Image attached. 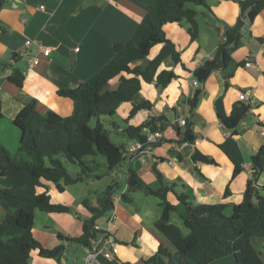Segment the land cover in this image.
Returning <instances> with one entry per match:
<instances>
[{"label":"crops","instance_id":"obj_1","mask_svg":"<svg viewBox=\"0 0 264 264\" xmlns=\"http://www.w3.org/2000/svg\"><path fill=\"white\" fill-rule=\"evenodd\" d=\"M154 1L8 0L0 12V104L3 113L0 118V152L5 153L7 160L14 157L19 147L22 130L15 124V119L26 104L35 99L36 108L42 114L71 115L73 101L59 96L58 91L81 84L108 64L114 57V44L125 43L132 37ZM240 1L243 0H206V5L196 7L198 22L203 18L206 28L203 29L199 22V37L195 41H192L189 26L184 22L167 24L165 32L181 53V62L175 63L169 57L162 63L160 71L170 70L177 77L165 88L157 87L156 82H142L137 102H151V110H141L130 118L133 104L127 102L119 106L117 112L133 126H139L153 116L165 115L171 124L183 117L193 122L196 142L183 144L178 151L168 144L160 145L154 156L145 161L127 153L122 164L126 166L125 176H119L118 169L112 172L115 178L125 179V187L119 195L116 190H121V185L117 181L112 184L113 198L119 199L118 204L97 222L109 228L110 235L119 243V254L113 260L102 261V264H146L159 248L173 250L172 244L155 228V222L163 221L160 200L157 198L153 202L151 197L154 196L128 188L131 170L157 190L160 183L154 171L156 167L169 184H174L176 194L187 195L195 204H225V213L229 216L234 205L243 201L249 181L264 187V155L260 159L261 171L253 162V157L264 147V53L261 50L264 11L253 22L243 17L241 40L238 48L230 52L228 68L214 71L201 82V86H192L194 72L208 57L213 58L218 47L226 41L223 39L226 27L235 26L242 18ZM207 21L214 24L209 25ZM28 40L33 42L29 48L26 47ZM37 44L50 49L49 56H44ZM162 48L163 44L155 45L148 57L134 62L133 66L146 69ZM35 56L39 64L30 68L29 60ZM249 60L256 67H246ZM15 70L24 77L22 88L9 80ZM247 90L252 94L248 102H243L239 95ZM198 92H201L198 105L191 111L188 105L186 107V101ZM219 98L223 99L228 115L235 105L244 103L250 106V112L236 131L227 129L219 119L215 106ZM184 128H179L181 135L177 133L170 139L182 140ZM197 150L214 159L215 163H194L192 157ZM232 159L241 167L238 173H235ZM170 160H177L176 164L170 165ZM43 183L44 187L38 188V193L47 192L52 203L67 206L71 212L37 211L33 235L46 249L59 245L65 249L59 259L43 257L38 250L32 251L29 263L85 264L84 246L70 240L83 235L84 220L91 217L84 201L90 200L97 207L98 197L105 191L96 192L94 181L67 185L63 191L52 182ZM11 186V181L0 177V187ZM227 188L231 193L226 196ZM168 196L171 203L178 204L175 194L169 193ZM177 212L184 223L187 214L182 204L177 206ZM6 213L0 202V224ZM108 221L111 222L108 224ZM255 249L264 260V241L257 240ZM210 264L238 262L234 255H230Z\"/></svg>","mask_w":264,"mask_h":264},{"label":"trees","instance_id":"obj_2","mask_svg":"<svg viewBox=\"0 0 264 264\" xmlns=\"http://www.w3.org/2000/svg\"><path fill=\"white\" fill-rule=\"evenodd\" d=\"M8 0H0V12ZM188 5L204 6L206 0H155L147 15L125 43L113 46L114 57L94 76L81 84L61 89L58 95L70 98L74 103L71 115L62 117L55 112L40 113L36 100L26 104L16 117L15 124L22 130L19 147L11 160L0 152V177L11 181V188L0 187V202L7 213L0 224V264H30L32 251L38 250L43 257L59 259L65 247L59 245L53 249L44 248L33 235L37 211L45 213H68L71 209L51 202L47 192L38 193L44 187V181L57 185L60 191L64 186L73 185L89 179L92 167L85 160L97 153L107 160L108 169L113 172L120 168L127 155L123 145H117L110 139L101 118L114 116L122 103L130 102L133 109L130 118L141 110H151L153 105L147 100L138 101L142 82H156L157 87L165 88L177 77L170 70L160 71L162 63L172 57L175 63L181 62V53L168 38L164 27L167 24H189L188 33L195 41L199 37V12ZM242 18L235 26H228L226 41L221 44L213 58L199 67L194 76L201 82L206 81L214 71L226 70L230 64V52L235 51L241 40L243 17L253 22L264 11V0L240 1ZM163 44L160 53L146 69L133 66L134 62L149 56L155 45ZM9 80L19 88L23 87L24 77L15 70ZM120 83L117 90L111 88ZM201 92L186 101L191 111L198 105ZM219 119L227 129L236 131L250 112V106L244 103L235 105L230 115L224 110L223 99L216 101ZM3 117L0 104V118ZM96 119V125H90ZM171 123L165 115L153 116L139 126L129 125L123 135L131 142L144 144L149 132L166 130ZM178 136L181 131L176 127ZM179 144H194L196 137L193 122H188ZM264 147L253 157L254 167L262 170L260 159ZM194 163L214 164L215 160L197 150L193 155ZM235 173L241 171L238 162ZM66 163L76 164L81 172L72 178ZM160 187L153 190L131 170L128 188L160 200L163 221L155 222V228L173 246V250L159 248L158 252L146 261V264H210L218 259L234 255L238 264H264L262 254L255 247L256 240L264 241V187L249 181L244 199L234 205L232 214L226 215L225 204L202 205L192 203L185 194L175 193L174 184H169L164 176L154 167ZM90 174V175H89ZM169 193L176 195L178 204L169 200ZM231 192L227 188L225 195ZM114 186L110 185L99 197V206L90 200L84 206L91 217L84 220L83 235L71 239L83 246L95 236L93 226L114 208ZM182 204L187 217L184 226L172 222L173 213Z\"/></svg>","mask_w":264,"mask_h":264},{"label":"built area","instance_id":"obj_3","mask_svg":"<svg viewBox=\"0 0 264 264\" xmlns=\"http://www.w3.org/2000/svg\"><path fill=\"white\" fill-rule=\"evenodd\" d=\"M104 1L109 2L111 0ZM32 45L33 42L31 40L26 42V47L29 48ZM37 48L44 56H49L51 52L50 49H45L41 44H37ZM261 50L264 53V36L261 44ZM208 59L211 58L208 57L207 60ZM29 64L30 68L37 66L39 64L38 58L36 56L31 58L29 60ZM245 66L256 67V64L249 60L246 62ZM192 76L194 77V74ZM198 85V81H192L193 87H198ZM251 94L252 91L250 90L241 92L239 99L243 102H248L250 100ZM186 124V119L181 117L164 131L158 130L156 132H149L147 135V140L144 142V144L140 143L139 141L132 143L128 149V153L133 157H137L142 161H145L146 158L154 156L156 148L160 145L168 144L175 151H178L183 147V144L187 143L179 144L176 140L170 139V137L177 135L178 131L176 127H185ZM262 134L264 136V130L262 131ZM176 161L177 160H170L169 164L173 166L176 164ZM118 201V198H114V205L118 204ZM110 222L111 221H108V224ZM93 230L96 232L95 236H92L89 239V244L84 246L86 252V256L84 258L85 264H102V261H110L115 259L119 254V243L110 235L109 228H106L104 224L96 222V224L93 226Z\"/></svg>","mask_w":264,"mask_h":264},{"label":"rangeland","instance_id":"obj_4","mask_svg":"<svg viewBox=\"0 0 264 264\" xmlns=\"http://www.w3.org/2000/svg\"><path fill=\"white\" fill-rule=\"evenodd\" d=\"M188 7L195 9L197 6L188 5ZM199 22L202 28L205 29L206 28L205 20L203 18H200ZM207 24L212 25L214 23L207 21ZM184 25L187 27L189 26L186 21H184ZM223 39L225 40L226 37H223ZM210 54L212 55L213 53H210ZM192 80L198 81L199 85L200 86L202 85L198 77L194 76ZM101 120L106 130H108L110 133L111 141L117 145H123L126 148V150H128L131 145L130 144L131 141L126 136L123 135L122 131H120V128L123 130L126 129L129 126V121L124 120V118L121 116L119 112H117L114 116H103ZM90 125L94 127L96 125V119H92ZM85 160L93 169V173H91V176L89 177V179L85 180L86 184H90L91 181H94L95 185L93 186V189H95L96 192L101 193L105 191L109 185H112L113 183L117 181L121 185V190H116V191H119V195H120L122 189L125 187V179L124 178L122 179L120 177L115 178V176L112 175V172L108 169L106 158L97 153L94 156L87 157ZM66 167L69 171V174L73 177L77 176V174L81 172L80 167L76 164L66 163ZM118 171H119V176H122V175L125 176L126 166L122 165V167L118 168ZM90 178L93 180H90ZM141 198H144V197L142 196ZM151 199L154 200L153 202L158 200L155 197H151ZM172 220L178 226H181V227L184 226L183 220L179 212L173 213ZM254 246L257 248V240L254 242Z\"/></svg>","mask_w":264,"mask_h":264},{"label":"water","instance_id":"obj_5","mask_svg":"<svg viewBox=\"0 0 264 264\" xmlns=\"http://www.w3.org/2000/svg\"><path fill=\"white\" fill-rule=\"evenodd\" d=\"M119 85L120 83H117L116 85H114L111 89L112 90H117L119 88ZM100 224H102L100 221H99Z\"/></svg>","mask_w":264,"mask_h":264}]
</instances>
